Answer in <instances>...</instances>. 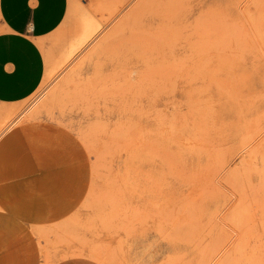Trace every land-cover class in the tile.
Masks as SVG:
<instances>
[{
    "label": "rangeland",
    "instance_id": "obj_1",
    "mask_svg": "<svg viewBox=\"0 0 264 264\" xmlns=\"http://www.w3.org/2000/svg\"><path fill=\"white\" fill-rule=\"evenodd\" d=\"M45 45L41 86L0 104V167L41 123L72 161L20 195L65 215L6 264H264V0H69Z\"/></svg>",
    "mask_w": 264,
    "mask_h": 264
},
{
    "label": "crops",
    "instance_id": "obj_2",
    "mask_svg": "<svg viewBox=\"0 0 264 264\" xmlns=\"http://www.w3.org/2000/svg\"><path fill=\"white\" fill-rule=\"evenodd\" d=\"M68 10L69 0H0V104L21 103L41 86L47 73L46 57L43 55L45 38L58 28ZM39 126H42L39 122L27 126L3 145V164L0 167V180H3L0 183V206L3 207V216H0V264H6L3 243L27 237L23 223L51 224L65 215L57 214L53 218L51 211L31 204L20 195L22 191L33 190L29 175L52 166L51 158L56 156L54 148H62L58 154L61 162L72 161L67 158L71 153L66 147L68 143L62 142L56 147L55 138L52 141L47 138L45 144H39L42 138L37 129ZM34 150L37 152L35 156Z\"/></svg>",
    "mask_w": 264,
    "mask_h": 264
},
{
    "label": "bare ground",
    "instance_id": "obj_3",
    "mask_svg": "<svg viewBox=\"0 0 264 264\" xmlns=\"http://www.w3.org/2000/svg\"><path fill=\"white\" fill-rule=\"evenodd\" d=\"M130 15V14H129ZM89 29H91V31H95L96 29H97V26H91ZM82 40H84V39H82ZM81 46V45H80Z\"/></svg>",
    "mask_w": 264,
    "mask_h": 264
}]
</instances>
